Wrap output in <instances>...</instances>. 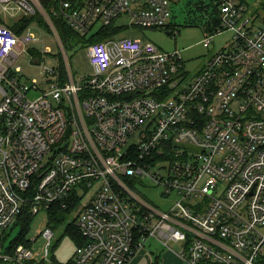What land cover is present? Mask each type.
<instances>
[{
	"label": "built area",
	"instance_id": "obj_1",
	"mask_svg": "<svg viewBox=\"0 0 264 264\" xmlns=\"http://www.w3.org/2000/svg\"><path fill=\"white\" fill-rule=\"evenodd\" d=\"M57 1L49 14L40 0H0V17L40 14L52 27L60 17L83 40L122 17L179 34L169 0ZM216 3L220 26L202 43L233 39L190 81L182 51L116 36L86 46L93 71L77 79L54 30L64 67L45 68L47 92L15 66L36 38L1 17L0 228H14L27 205L35 216L72 201L86 240L72 264H128L148 240L179 243L186 264H264V17L240 0ZM152 190L177 199L162 207ZM38 256L0 248V264L48 261V247Z\"/></svg>",
	"mask_w": 264,
	"mask_h": 264
},
{
	"label": "rangeland",
	"instance_id": "obj_2",
	"mask_svg": "<svg viewBox=\"0 0 264 264\" xmlns=\"http://www.w3.org/2000/svg\"><path fill=\"white\" fill-rule=\"evenodd\" d=\"M240 1L246 3L248 13L253 19L256 18L259 22L264 17V0ZM169 9L170 16L168 23L174 25L172 29H177L178 35H170V30L167 27L161 29L134 28L129 26L128 20L122 17L117 19L113 24L114 28L120 29L119 33L116 34V38L150 41L163 51H182L187 69L191 71L186 76L185 81L187 82L191 80L195 71L206 64L214 50H220L232 41V33L227 31L216 36L208 48L203 45L202 42L205 36L209 33L210 27L215 23L218 16V9L211 3V0H169ZM37 15L42 18V23L36 21L26 28V32L30 31L36 40L29 45L28 51L18 59L15 66L21 67L22 71L19 75L21 76L22 83L32 85V82H36L39 91L47 92L50 89V83L49 78L44 73L45 68L58 69L62 65L64 67V63L58 37L54 32L56 30L54 24L53 27L55 29L48 24L43 16ZM1 17L6 19L5 22L9 24L17 23L15 19L9 18L8 13H2ZM67 52L73 73L77 79L92 73L93 68L90 63L87 47L79 45L76 48L69 49ZM41 92L31 91L29 97H38ZM159 193V190L148 191L150 197L162 207H167L169 203L177 199V197H174L171 200H162L159 197ZM76 216L77 211L74 210L66 222L58 227L50 225V215L46 211H41L39 214L33 216L27 239L32 242L34 251L39 255L38 259H41L47 247L50 251L48 263H51L52 259L55 258L58 262L66 264L73 257L76 244L74 239L65 234V232L67 225ZM47 229H50L54 234L50 242L44 236V232ZM19 233V225H16L14 228L12 227L10 230L0 228V240L4 242L3 251L7 250L10 243L18 237ZM48 243L50 244L48 245ZM170 246L173 254L175 252L180 253V246L178 244L171 243ZM162 249L165 251H159L161 255L166 252V249ZM175 260L174 256L168 257L169 262H174Z\"/></svg>",
	"mask_w": 264,
	"mask_h": 264
},
{
	"label": "trees",
	"instance_id": "obj_3",
	"mask_svg": "<svg viewBox=\"0 0 264 264\" xmlns=\"http://www.w3.org/2000/svg\"><path fill=\"white\" fill-rule=\"evenodd\" d=\"M40 1L44 9L49 14L51 13L53 8L57 7V4H58L57 0H40ZM211 3L218 9V16H217V20L215 21V23L210 27L208 31L209 33H212L218 29V27L220 26V16H221L220 6L218 3H216V0H211ZM41 19L42 18L39 15L33 16L31 18L23 17L19 19L17 23H12L10 26H11V29L14 30L16 33L21 34L32 23L36 21H38L39 23H42ZM52 21L67 50L71 48H76L79 45H81L82 47H86L90 43L102 41L105 38L116 36V34H118L120 31V29L117 30L116 28H114V25H111V26L101 29L100 32L94 35L91 39L83 40L66 24L63 18H60V17L57 18V17L52 16ZM2 22L3 20L0 17V23ZM61 70H63V67H61ZM30 208H31L30 205H27L24 208V212L19 218V221L17 224L20 226V233L18 237L10 243V246L7 248L5 253H8V254L13 253V251L19 245H25L31 248L33 247L32 242L27 239L30 222L33 219V216L30 214ZM74 210H75V203H73L72 201L69 203L68 209H65V210L60 208L59 204L53 205L48 210V213L50 215V218H49L50 225H52L53 227L61 226L62 224L66 222V220L69 218V216L73 213ZM66 232L65 234L69 235L72 239H74L76 248L86 243V240L82 237L77 227L76 218L67 225ZM0 248L1 249L4 248V242L2 240H0ZM30 264H62V263L58 262L55 258H53L51 263H48L47 261H40V262H32ZM66 264H72V259H70Z\"/></svg>",
	"mask_w": 264,
	"mask_h": 264
},
{
	"label": "crops",
	"instance_id": "obj_4",
	"mask_svg": "<svg viewBox=\"0 0 264 264\" xmlns=\"http://www.w3.org/2000/svg\"><path fill=\"white\" fill-rule=\"evenodd\" d=\"M172 24L169 23V28H172ZM219 50H214L211 57ZM210 57V58H211ZM204 66V65H203ZM202 66V67H203ZM175 242H170L168 248H164L158 241L156 240H148L144 247L139 248L134 255L132 256L131 260L128 264H186L179 256V253H172L173 250L170 248V244ZM180 246L179 243H176ZM162 248L166 249L161 255V252L165 251ZM168 250V251H167ZM161 251V252H159ZM174 256L175 261L169 262L168 257Z\"/></svg>",
	"mask_w": 264,
	"mask_h": 264
}]
</instances>
